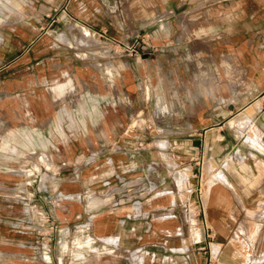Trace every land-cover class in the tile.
Returning <instances> with one entry per match:
<instances>
[{
	"label": "crops",
	"instance_id": "1",
	"mask_svg": "<svg viewBox=\"0 0 264 264\" xmlns=\"http://www.w3.org/2000/svg\"><path fill=\"white\" fill-rule=\"evenodd\" d=\"M161 1L0 9V187L30 196L28 206L0 200V264H264V0ZM62 29L72 46L59 42ZM83 30L103 56L80 59ZM228 53L248 80L242 105H218L210 117L206 104L163 97L168 77ZM181 139L197 145L200 168L193 157L177 163ZM93 154L75 180L73 167ZM32 207L54 226L43 227L45 242L29 226ZM87 219L117 257L70 246Z\"/></svg>",
	"mask_w": 264,
	"mask_h": 264
},
{
	"label": "rangeland",
	"instance_id": "2",
	"mask_svg": "<svg viewBox=\"0 0 264 264\" xmlns=\"http://www.w3.org/2000/svg\"><path fill=\"white\" fill-rule=\"evenodd\" d=\"M16 1L19 0H0V9L6 8V7H17ZM163 4V0L161 1ZM3 10V9H2ZM119 18H126L128 17V11L126 9L121 10L118 12ZM4 17L1 15L0 19H3ZM43 20H48L47 17H44V19L40 18V23H43ZM56 23V22H55ZM64 29L58 31L57 34L58 40L61 43L66 44L67 46H72V40L70 37L63 32ZM62 32V33H61ZM83 33V34H82ZM60 34H64V39L60 37ZM87 34V35H86ZM83 35H86L88 37H84ZM77 38L74 39L78 50L76 53H78V56L80 59H89L90 57L88 54H85L86 51L90 53H94L99 56H103V47L99 46V41L95 39L90 33H88L86 30H83L81 34H78L76 36ZM0 41H2L0 37ZM87 47V50H79L80 48ZM87 55V57H85ZM232 53H228L224 57V62L221 64H209L206 67L201 64H193L192 68L187 70L191 71L192 73L189 75H185L184 77L180 76V74H174L171 77H168L166 81H164V85H162V94L164 95V98H167L169 102H172L175 105H183L184 103H192V104H203L208 105L211 109L213 107V110L209 111L210 117L216 112V106L218 105H224L225 109H228L227 107L234 108L235 106L242 105L248 98L249 95H247L245 92L248 91V80H245L243 76L240 73L236 74L234 67L236 64L234 62L232 63ZM95 67L98 66V62H92ZM234 72L236 74V77H234ZM238 73V72H237ZM239 76V77H238ZM151 82V81H150ZM207 92L205 95L204 93ZM240 92V93H239ZM200 93H203V96H201ZM239 93V94H238ZM219 109V108H217ZM226 114V113H225ZM219 116L222 115V113L218 114ZM131 125L133 128L139 127V124L137 122V119L131 122ZM178 131H182L180 127H177ZM247 131V128H241L239 131ZM201 131L199 130L198 133ZM131 133H127V136L130 137ZM193 138H196L198 136H192ZM186 139V138H183ZM182 140V139H181ZM178 140L176 144V151L178 154L182 156V159L177 161V163L181 165V167H185V163L188 164L190 161L192 164L198 163V167H201V160H198L196 156L197 152V145L195 144H185L183 140ZM182 142V143H180ZM165 145V146H164ZM161 148V151H167L168 145L164 144ZM145 146V145H144ZM190 147L192 148V155H184L181 153H184L186 150L189 151ZM190 152V151H189ZM193 157V160H190L188 158ZM25 189L23 186H19L14 188V186H7V187H0V200L7 201L12 203V206L17 204L19 202H22V205H24V198H25ZM19 200V201H16ZM17 203H16V202ZM15 203V204H13ZM21 204V203H20ZM34 205V203H31ZM20 207V206H19ZM34 211L40 212L39 207H34ZM33 208V209H34ZM31 209V208H29ZM28 209V211H30ZM13 211H23L24 209H17L12 208ZM18 211V212H19ZM195 211V210H193ZM28 214L29 212H25ZM192 210H188L187 218L190 220ZM26 214H23L24 216ZM194 214V212H193ZM3 215V214H2ZM4 217V216H3ZM37 224L35 223H29V226L33 227L34 231ZM44 236L39 235L38 237L41 240V242H45L43 238L46 236V233L43 231ZM51 234V232H50ZM75 240V238L71 239V242ZM4 244H8L9 241H2ZM49 243V242H48ZM46 244V243H45ZM35 246H39V244H34ZM72 246V243L70 244ZM43 250H45L43 246L40 245ZM80 260H83L84 257H79Z\"/></svg>",
	"mask_w": 264,
	"mask_h": 264
},
{
	"label": "built area",
	"instance_id": "3",
	"mask_svg": "<svg viewBox=\"0 0 264 264\" xmlns=\"http://www.w3.org/2000/svg\"><path fill=\"white\" fill-rule=\"evenodd\" d=\"M98 68L103 69V66H101V64H98L97 66ZM95 161V155L93 154L91 156V158H87L84 161L81 162L80 165H76L73 168V173H72V177L75 180H78L80 178V168L87 166L91 163H93ZM47 172V171H45ZM45 176H42V179L44 180ZM42 188L44 189L45 187L42 186ZM52 198V197H51ZM67 198L69 200L72 201H81L83 199V197L81 195H69L67 196ZM53 199V198H52ZM54 201H56L57 199L54 198ZM28 202H30V196H25L24 198V205L26 204V206H28ZM32 207L30 210V212L28 213V216L30 215L31 219L33 221H35V219L37 221H35L34 223L37 224L35 227L36 232L39 235L44 236V233H42V229L45 226H48L47 224H49L50 219L46 216V214L38 212V211H34L35 208ZM78 237L75 238V240H73L72 243V247L76 250H80V251H84L87 254H94L100 257H117V255L114 253V249L112 248L111 250L109 249H105L104 245H106L105 242H101L100 240L95 239L92 235H91V230H90V224H89V219L86 220L85 223H82L80 225H78ZM51 230H53L54 226L50 225L48 226ZM48 236V235H47ZM97 243L101 244V248H98Z\"/></svg>",
	"mask_w": 264,
	"mask_h": 264
},
{
	"label": "bare ground",
	"instance_id": "4",
	"mask_svg": "<svg viewBox=\"0 0 264 264\" xmlns=\"http://www.w3.org/2000/svg\"><path fill=\"white\" fill-rule=\"evenodd\" d=\"M82 32V31H81ZM83 34V33H82ZM87 35V34H86ZM86 35H83L84 37L86 36ZM61 36H62V38H63V34H61ZM86 37H88V36H86ZM64 39V38H63ZM89 70V69H88ZM95 75V74H94ZM101 78V77H100ZM103 80V79H102ZM97 84V83H96ZM99 87V86H98ZM3 100V99H2ZM5 102V101H4ZM3 103V102H2ZM12 116V115H11ZM3 140V139H2ZM43 181V180H42ZM40 187V186H39ZM65 231V230H64ZM64 243V242H63ZM115 248V247H114ZM77 255H81V254H77ZM76 255V256H77Z\"/></svg>",
	"mask_w": 264,
	"mask_h": 264
}]
</instances>
